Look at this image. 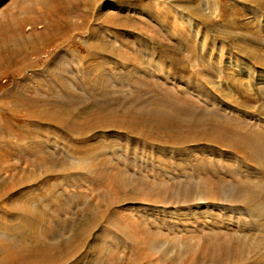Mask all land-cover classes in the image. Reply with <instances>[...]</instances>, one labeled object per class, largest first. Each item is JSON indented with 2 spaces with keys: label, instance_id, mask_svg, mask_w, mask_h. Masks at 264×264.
<instances>
[{
  "label": "rangeland",
  "instance_id": "obj_1",
  "mask_svg": "<svg viewBox=\"0 0 264 264\" xmlns=\"http://www.w3.org/2000/svg\"><path fill=\"white\" fill-rule=\"evenodd\" d=\"M74 1L77 2L75 6L81 12L83 11L82 13L88 14L89 19L83 23L78 17L71 18L72 21L79 22L81 27L72 32L70 39L64 37L51 43L45 42L38 35L45 31L46 22L40 19L26 20L22 27L24 36L19 40L12 36V51L16 52L17 56L21 54L20 63L18 62L12 71L0 72V152L2 154L5 150L10 152V156L4 163L0 161V183L8 182L12 185V181L16 179L14 183L18 181L20 185V187L16 185L12 188L14 190L9 194L8 199L0 203V208L11 200L21 204V199L29 198V205H32V199V202L37 201L31 206L33 214L24 209L19 211V214L25 212L20 215L18 212H12V225H0V230H3V232L0 231V239L4 238V242L0 241L5 243L7 231L12 230L6 239L11 236L15 239L13 241L11 238L13 242L9 243L13 248L16 247L12 251L15 253L30 250L38 243L57 247L72 243V247H75V255L68 264H116V262L117 264H147L148 262V264H185L188 258L197 254L199 248L218 241L217 244L224 247V250H229H227L228 253L224 251L226 256L219 258L222 255L223 250H221L218 261L214 262L211 256H205L200 264H234L233 253L241 245L244 248H242L244 254L240 257L239 264H264V239L262 240L264 238L262 237L264 236V227H262L264 226V168L258 169L252 165V161L247 160V157L245 159L240 155H231L209 145L192 143L183 147L178 143L169 145L171 142L164 139L160 140L162 143H147L141 138H135L132 134L112 128L104 130L95 128L96 130L92 129L94 131H88L89 135L86 132L81 137H76L75 133L70 132L69 128L63 126L57 118V116H64L72 123V120L73 122L79 120L80 113L85 116L91 108L93 109L95 100L98 102L100 99L102 102L107 95L111 96L109 97L111 100H121L124 97L122 102L131 103L130 100L135 99L136 96L143 99L145 97L144 100L151 99L156 94H160L158 92L163 88L162 91L166 94L171 92L194 102L196 104L194 112L200 111L208 116L216 113L220 115L219 117H227L236 124L259 131L252 130L256 133L252 143L257 142L264 147V0ZM32 2L33 0H0V23L2 21V23L5 21L10 23V18L14 15L27 17L28 14L26 15L22 9L32 6ZM90 2L93 3L92 9H88ZM84 29H95V33L97 32L92 43L95 50L93 53L87 49L90 41L89 33L84 32ZM86 56L88 60L83 58ZM96 64L103 69L101 81L104 79L109 85V92L105 95L97 88L98 82L95 79L97 69L93 68ZM139 86L142 88L138 89ZM25 88L32 98H28V101L23 99L21 104L19 101V108L15 110L12 107L11 113L8 104L14 97L10 96L19 90L22 92ZM153 90L154 95H151ZM164 94L161 93V95ZM32 99L39 101L34 104ZM145 103L143 101V105ZM4 105L7 108L1 109ZM165 111L167 116H172L170 110ZM51 114L55 115L53 119ZM258 138L261 143L256 140ZM83 141L92 145L89 151L88 149L84 151L89 157L87 159L83 157L84 162L82 156L78 158L80 156H77L78 152L69 145L71 142V145L76 144L73 146L76 147L77 143L79 146ZM95 151L97 155L99 152L100 156H97ZM89 153L94 158L90 157ZM201 160L204 161L199 162ZM38 164H40L39 167H37ZM90 164L92 166L97 164L94 168L101 167V169L93 170ZM231 165L234 167L231 168ZM213 167H217L215 171ZM229 167L231 171L234 170V173L228 170ZM249 167L254 171L252 177L248 173ZM198 168L200 171L197 170ZM200 168L209 170L208 174L212 172L210 178L214 174L215 177L219 174L224 183L221 194L219 193L221 197L213 202L210 200L212 195L206 197L200 195L205 188L202 178L203 173L206 172V170L202 172ZM165 170L166 173H164ZM92 171H99L98 175L94 173L97 178L101 173L100 178L97 179ZM118 171H121V175ZM245 173H248L247 176ZM241 174L245 175L246 180ZM24 180L27 184H23ZM45 181H49L50 183H47L50 185ZM43 186H50V188L45 191ZM242 186L248 188L253 186L252 190H249L255 197L245 203L239 201L236 204L234 198L238 188ZM153 187L155 190L152 189ZM225 189L231 193L228 190L225 193ZM149 193L150 196L154 193L152 196L154 199H160L163 196L164 205L143 203L144 198L138 195L145 196L144 194L149 195ZM223 193L226 194V198L223 197L225 195ZM227 193L230 194H228L229 197ZM37 194L41 195L40 198ZM26 195H32V197ZM44 196L48 203L44 202V198L42 201L41 197ZM17 198L19 199L16 200ZM109 200L112 202L109 203ZM34 206L36 209L39 208V212L42 210L41 213L44 209L48 211L44 210V214H41ZM2 212L3 210H0V217L4 216ZM43 216L52 220L51 226L46 223L48 219ZM18 222L22 224L19 225L20 228ZM2 227L7 228L5 232V228ZM51 228H54V231ZM83 228L87 229L83 230ZM33 231L34 233H30ZM51 231L55 233L52 234ZM131 234L136 236V240ZM80 235L87 240L84 241ZM27 236L31 237V240ZM206 237L209 242L205 241ZM45 238L48 239L45 240ZM166 238L167 242H164ZM7 240L10 241L9 238ZM19 240L22 242L20 243ZM133 241H135L134 244ZM185 241H190V246ZM76 243L82 245L79 246ZM136 243L138 246L135 245ZM258 255L262 257L258 258ZM1 260L0 264L6 263ZM14 263L25 264L16 260L11 264Z\"/></svg>",
  "mask_w": 264,
  "mask_h": 264
},
{
  "label": "bare ground",
  "instance_id": "obj_2",
  "mask_svg": "<svg viewBox=\"0 0 264 264\" xmlns=\"http://www.w3.org/2000/svg\"><path fill=\"white\" fill-rule=\"evenodd\" d=\"M74 1V0H73ZM73 1H70V0H54L53 2L52 1H50V0H33V4H32V6H30V7H26V8H23L22 9V11L24 12V13H26V15H27V17H21V16H19V15H14L13 17H11L10 18V23H7L5 20V23H0V53L2 54V51H4V49H6V50H8L9 49V42H10V40L12 39V36H14V37H16V39L17 40H19L21 37H23L24 36V34H23V31H22V27L24 26V23H25V21L26 20H32V21H36V20H44L45 22H46V29H45V31L44 32H41V33H39V37L42 39V40H44L45 42L47 41V42H53L54 40H58L59 38H64V37H68L67 39H70L71 38V35H72V32L73 31H76V30H78V29H80V25H79V22H74V21H72L71 20V18L72 17H78V18H80L82 21L81 22H83V23H86V21H88V19H89V17H88V14H86V13H82L81 12V10L78 8V7H76L75 5L77 4V2H73ZM89 1V0H88ZM78 3H79V1H78ZM86 3V2H85ZM91 3V2H90ZM92 4L93 3H91L90 4V7L88 8V9H92ZM35 6V7H34ZM80 6V5H79ZM36 7H38L37 8V11H36ZM111 20V19H110ZM103 23V22H102ZM107 23V22H106ZM12 24H13V26H12ZM44 27H45V24H44ZM83 27V26H82ZM13 28V29H12ZM85 31L84 32H86V33H89V35H88V37H89V44L87 45V49L88 50H90V52H94L95 50H94V47L92 46V43H93V41L95 40V37H96V33H95V31L94 30H91V29H88V30H86V29H84ZM12 31H13V34H12ZM37 32V31H36ZM83 32V33H84ZM29 35H30V33H29ZM99 35V34H98ZM98 37V36H97ZM118 37V36H117ZM33 39H34V37H33ZM103 39V38H102ZM99 40V39H98ZM27 41V40H26ZM101 41V40H100ZM19 42V41H18ZM95 43H97V41H95ZM127 44V43H126ZM57 45V44H56ZM55 45V46H56ZM95 46V45H94ZM97 47V46H96ZM103 47V46H102ZM97 50H99V48L97 49ZM9 51V50H8ZM98 52V51H97ZM103 52V51H102ZM48 53V52H47ZM46 53V54H47ZM89 53V52H88ZM91 53V54H92ZM17 55V53L16 52H14V54L13 55H11L10 53L9 54H7V55H5L6 57H4L5 59V61L6 62H8L9 61V59H10V57L12 56V59H14L15 61L17 60L19 63H20V58H21V54H19L18 56H16ZM37 55V54H36ZM16 56V57H15ZM25 57V56H24ZM94 57V56H93ZM84 59H87L88 60V57L86 56V57H83ZM3 59V57L1 58L0 57V61ZM30 60V59H29ZM83 60V59H82ZM95 60H97V59H95ZM32 61V60H31ZM120 61V60H119ZM84 62V61H83ZM98 62V61H97ZM105 62H107V60L105 61ZM0 63H2V62H0ZM89 63V62H88ZM86 64V63H85ZM56 65H57V63H56ZM62 65V64H61ZM11 66V65H10ZM64 66V65H63ZM92 68V67H91ZM93 68H96L97 70V75L95 76L96 78V82H98V89L105 95V94H107V92H109L108 91V88H109V85H107V83L108 82H106L104 79V81L102 80L101 81V79L103 78V73H102V70L103 69H101L100 68V65H98V64H96V67L94 66ZM106 68V67H105ZM89 69H90V67H89ZM110 69V68H109ZM18 70V69H17ZM86 70H88V69H86ZM111 70V69H110ZM141 70V69H140ZM35 71V70H34ZM39 71V70H38ZM44 71V70H43ZM108 71V70H107ZM46 72V71H45ZM112 72V71H111ZM132 72V71H131ZM47 73V72H46ZM62 73V72H61ZM88 72H86V74H87ZM119 73V72H118ZM130 73V72H129ZM135 73V72H134ZM138 73V72H137ZM140 73V72H139ZM37 74V73H36ZM50 74V73H49ZM85 74V73H84ZM120 74V73H119ZM24 75V74H23ZM21 76V75H20ZM40 77H42V76H40ZM126 77V76H125ZM128 77V76H127ZM137 77V76H136ZM142 77V76H141ZM107 78V77H106ZM134 78V77H133ZM132 78V79H133ZM153 78V77H152ZM37 79V78H36ZM141 80H142V78H141ZM91 81V80H90ZM92 81H94V80H92ZM91 81V82H92ZM101 81V82H100ZM130 81V80H129ZM139 81V80H138ZM131 82V81H130ZM141 82V81H140ZM153 82V81H152ZM95 83V82H94ZM135 83V82H134ZM133 83V84H134ZM150 83V82H149ZM56 84V83H55ZM138 84V83H137ZM152 84V83H151ZM147 85V84H146ZM145 85V86H146ZM45 86V85H44ZM160 86V85H159ZM161 87V86H160ZM94 88V87H93ZM139 88H142L141 86H139L138 87V89ZM144 88H147V87H144ZM154 88V87H153ZM163 90V88L162 89H160V92H158V93H160V94H156L155 96H153V98H151V99H149L148 97V100H144L145 99V97H144V99H143V97L142 98H139V97H135V99H132V100H130L131 101V103H124V102H122L121 100H123L124 99V97H123V99H121V100H113V102H112V100L109 98V97H111V96H109L108 97V95L106 96V98H105V100H101L102 102H100V99L98 100V102H97V100H95L96 102H93V105H94V108L92 109H90L88 112H87V114H85V116H82V114L80 113V118H79V120L78 121H75V122H73V120H72V123L69 121V120H66L67 118H64V116H57V118H59L60 119V121L62 122V124H63V126H65V127H68L69 128V130H70V132H74L75 133V135H76V137L78 136V137H81L82 135H83V133L85 134L86 132L88 133L87 135H89V133L90 132H88V131H94V130H92V129H95V128H102V129H100V130H104L105 128L106 129H110V128H112V129H116V130H120V131H122V132H125V133H129V134H132L135 138H141V139H143L145 142H147V143H162V141H160V140H162V139H164L165 141H168V142H171V143H169V145H171L172 143L174 144V143H178V145H182L183 147H185V146H187V145H189V144H192V143H195L196 145H198L199 143H201V144H205V145H209V146H212V147H214L216 150H223V151H226V152H228V153H231V155L232 154H236V155H240L241 157H245V159H246V157L248 158L247 160H250V161H252L251 163H252V165H255L258 169H261V170H263L262 168H264V147H262V145L260 144H258L257 142H254V143H252L253 142V140L252 139H254L255 137V135H256V133H254L252 130H254V129H248V128H246V127H244V126H241V125H239V124H236V123H234V122H232V121H230V120H228L227 119V117H225V118H222V117H219L220 115H218V114H213V115H211V116H208V115H206L205 113L203 114V112L202 113H200V111L198 112V111H196V112H198V113H200L199 115H197L196 114V112H194L195 110H193L194 109V107L196 106V104L194 103V102H192V101H189V100H187L185 97H178V96H176V95H174L173 93H171V92H169L168 94H166L165 93V91H162ZM98 91V90H97ZM99 91V92H100ZM150 91H152V89H150ZM156 91V90H155ZM70 92V91H69ZM166 94H164V93ZM143 93V92H142ZM152 93V92H151ZM161 93L162 94H164V95H161ZM144 94H145V92H144ZM151 95H154V90H153V93L151 94ZM8 96H10V95H8ZM10 97H14L13 99L11 98V101L9 102L10 104H8V106L10 105V109H11V113H12V107H14V109L16 110V109H18L19 107V101H20V104L24 101L23 99H25V101L29 98V99H31L32 98V96H31V94L29 93L28 94V90L25 88V89H23V91L22 92H20V90L19 91H17V92H15V93H13ZM113 97V96H112ZM121 97V96H120ZM141 97V96H140ZM94 98V97H93ZM114 98V97H113ZM116 99H117V97H115ZM122 98V97H121ZM126 99V98H125ZM131 99V98H130ZM141 99H143V100H141ZM28 101V100H27ZM31 101V100H30ZM38 101L39 100H37V102H36V100H34V99H32V103H34V104H36V103H38ZM129 101V102H130ZM143 101L144 102H146L144 105H143ZM196 102V101H195ZM140 103H142V104H140ZM7 104H5L6 106H7ZM3 106V107H1V109L3 108V109H5V107L6 106ZM92 105V104H91ZM23 106V105H22ZM88 106V105H87ZM159 106H161V107H159ZM191 107H193V108H191ZM197 107H199V106H197ZM7 108V107H6ZM35 108V107H34ZM86 108V107H85ZM187 108V109H186ZM191 108V109H190ZM216 109V108H215ZM165 110H170L172 113H171V115L172 116H167L166 114V112L167 111H165ZM199 110V109H198ZM201 111H203L202 109H200ZM10 111V110H9ZM33 111V110H32ZM206 110H204V112H205ZM15 112V111H14ZM33 112H35V111H33ZM161 112V113H160ZM163 112V113H162ZM164 112H165V114H164ZM64 113V112H63ZM33 114V113H32ZM210 114V113H209ZM53 117H52V119L54 118V114H51ZM169 115V114H168ZM47 116V115H46ZM71 123V124H70ZM246 125V124H245ZM20 127V126H19ZM251 128H253V127H251ZM12 130V129H11ZM10 130V131H11ZM23 130H24V128H23ZM26 130V129H25ZM96 130V129H95ZM26 131H29V130H26ZM254 131H256V132H259V131H257V130H254ZM264 131V130H263ZM253 132V133H252ZM9 133V132H8ZM20 133V132H19ZM92 133V132H91ZM10 134V133H9ZM12 134V133H11ZM10 134V135H11ZM264 134V133H263ZM20 135H21V133H20ZM261 135V134H260ZM23 136V135H22ZM264 136V135H263ZM10 137V136H9ZM86 137V136H85ZM254 137V138H253ZM257 137V136H256ZM260 137H262V136H260ZM84 138V137H83ZM79 139V138H78ZM82 139V138H81ZM262 139V138H261ZM83 140V139H82ZM113 140V139H112ZM127 140V139H126ZM257 141L259 140V138L258 139H256ZM79 142H81V141H79ZM128 142V141H127ZM130 142V141H129ZM167 142V143H168ZM259 143H261L260 141H258ZM76 143V142H75ZM102 143H104V142H102ZM101 143V144H102ZM108 143H112V142H108ZM123 143V142H122ZM140 143V142H139ZM138 143V144H139ZM165 144H166V142H164ZM256 143L258 144V145H256ZM72 143L70 142V146L74 149V151H77L78 153H77V156H79L78 158H80L81 156H82V160L84 159L85 160V158L87 159V157H88V154L86 155L85 153L86 152H84L86 149H88V151H89V148H91V144L90 143H87V142H84L83 141V143L82 144H80L79 146H78V143H77V146L76 147H73L74 145H76V144H74V145H71ZM95 144H96V142H95ZM97 144H99L98 142H97ZM113 144H115L114 142H113ZM94 145V144H93ZM100 145V144H99ZM104 145H106V144H104ZM104 145H102V146H104ZM150 145V144H149ZM19 146V145H18ZM98 146V145H97ZM101 146V145H100ZM126 146V145H125ZM144 146V145H143ZM95 147H96V145H95ZM114 147V146H113ZM127 147H129V146H127ZM126 147V148H127ZM70 148V147H69ZM68 148V149H69ZM71 148V149H72ZM92 148H94V147H92ZM98 148V147H97ZM100 148H102V147H100ZM107 148V147H106ZM135 148V147H134ZM137 148V147H136ZM163 148V147H162ZM7 149H9V148H7ZM103 149V148H102ZM101 149V150H102ZM140 149V148H139ZM165 149V148H164ZM184 149V148H183ZM98 150V149H97ZM96 150V151H97ZM127 150V149H126ZM138 150V149H137ZM194 150V149H193ZM38 151V150H37ZM39 151H40V149H39ZM90 151H91V149H90ZM93 151V150H92ZM96 151H95V154L97 155V153H96ZM103 151V150H102ZM101 151V152H102ZM133 151V150H132ZM140 151V150H139ZM141 151H142V149H141ZM161 151V150H160ZM115 152V151H114ZM117 152V151H116ZM129 152V151H128ZM182 152V151H181ZM7 153V154H6ZM10 152L9 151H6L5 150V153L4 154H2L1 152H0V161L2 162V163H4L5 162V160L10 156V154H9ZM74 154H75V152H73ZM85 155H84V154ZM93 153H94V151H93ZM92 152H91V154H93ZM125 153V152H124ZM139 153V152H138ZM142 153V152H141ZM90 153H89V156L90 157H93L94 158V156H92ZM127 154V153H126ZM135 154V153H134ZM143 154H144V152H143ZM188 154V153H187ZM200 154V153H199ZM216 154V153H215ZM214 154V155H215ZM249 154V155H248ZM76 155V154H75ZM74 155V156H75ZM94 155V154H93ZM131 155V154H130ZM206 155V154H205ZM248 155V156H247ZM76 156V157H77ZM97 156H100L99 155V152H98V155ZM104 156V155H103ZM193 156H194V154H193ZM196 156H198L197 154H196ZM201 156V155H200ZM207 156V155H206ZM209 156V155H208ZM227 156V155H226ZM229 156V155H228ZM51 157V156H50ZM83 157H85V158H83ZM96 157V156H95ZM124 157V156H123ZM138 157V156H137ZM142 157V156H141ZM155 157V156H154ZM163 157V156H162ZM205 157V156H204ZM232 157V156H231ZM39 158H41V157H39ZM52 158V157H51ZM89 158V157H88ZM108 158V157H107ZM116 158V157H115ZM159 158V157H158ZM198 158H199V156H198ZM53 159V158H52ZM97 159H99V158H97ZM101 159V158H100ZM155 159V158H154ZM160 159V158H159ZM190 159V158H189ZM211 158H209V160H210ZM84 160H83V162H84ZM102 160V159H101ZM100 160V161H101ZM156 160V159H155ZM184 160V159H183ZM206 160V159H205ZM212 160V159H211ZM226 160V159H225ZM246 160V161H247ZM88 161H89V159H88ZM134 161V160H133ZM158 161V160H157ZM186 161V160H185ZM197 161V160H196ZM202 161H204V160H201V161H199V162H202ZM244 161V160H243ZM108 162V161H107ZM114 162V161H113ZM113 162H111V163H113ZM170 162V161H169ZM198 162V163H199ZM210 162V161H209ZM208 162V163H209ZM158 163V162H157ZM188 163V162H187ZM196 163V162H195ZM207 163V162H206ZM205 163V164H206ZM211 163H213V162H211ZM211 163H210V165H211ZM221 163V162H220ZM227 163V162H226ZM239 163V162H238ZM241 163V162H240ZM224 164V163H223ZM39 165L40 164H38L37 165V167H39ZM87 165V164H86ZM91 165V164H90ZM95 165H97V164H95ZM94 164H93V166H92V169L94 168V166H95ZM100 165V164H99ZM111 165V164H110ZM181 165V164H180ZM184 165V164H183ZM185 165H187V164H185ZM191 165V164H190ZM194 165V164H193ZM201 165H202V163H201ZM218 165V164H217ZM90 166V167H91ZM107 166H108V164H107ZM158 166V165H157ZM205 166V165H204ZM209 166V165H208ZM234 166H235V163H234ZM233 165H231V168L232 167H234ZM236 166H237V163H236ZM241 166H243V165H241ZM240 166V167H241ZM165 167V166H164ZM180 167H182V166H180ZM185 167V166H184ZM199 167H200V164H199ZM238 167H239V165H238ZM238 167H237V169H238ZM41 168H42V165H41ZM99 169H101V167H98ZM97 167L96 168H94L93 170H97L98 169ZM104 168V167H103ZM108 168H109V166H108ZM186 168H188V167H186ZM190 168H191V166H190ZM193 168V167H192ZM214 168V167H213ZM217 167H215L214 168V171H215V169H216ZM226 168V167H225ZM231 168L229 167L228 168V170L230 169V171H231ZM247 168H248V166H247ZM39 169V168H38ZM45 169H46V167H45ZM84 169V168H83ZM90 169V168H89ZM120 169V168H119ZM201 169V168H200ZM227 169V168H226ZM225 169V170H226ZM233 169H235V168H233ZM240 169V171H242L241 170V168H239ZM242 169L244 170L245 168H243L242 167ZM91 170V169H90ZM90 170H89V172H90ZM106 170H108V169H106ZM118 170V169H117ZM164 170V169H163ZM192 170V169H191ZM197 170H199V168L197 169ZM202 170V172L203 171H205L206 169H201ZM212 170V169H211ZM218 170V169H217ZM216 170V172H217V174H218V171ZM221 170V169H220ZM224 170V171H225ZM246 170V169H245ZM249 170L250 171H248V173H249V175L251 176V175H253V173H254V171L253 170H251L250 169V167H249ZM255 170V169H254ZM48 171V170H47ZM46 171V172H47ZM100 171V170H99ZM99 171H97V172H95V171H92L93 173L95 172L96 173V175H98L99 174ZM102 171V170H101ZM109 171V170H108ZM194 171H196V170H194ZM200 171V170H199ZM198 171V172H199ZM209 172V170H206V172L205 173H203V182H204V185H205V188H204V191L203 192H201L200 193V195H201V197H206V196H208V195H212V199H210L212 202L213 201H215V200H217V198L218 197H221L220 196V191H221V189H222V186H224L223 184V182H222V178L219 176V174L218 175H216L217 177H215L214 175H212V178L214 177V179H212V178H210V175H211V173H209L208 174V172ZM213 171V172H214ZM230 171H228L229 172V175L233 172L234 173V170L233 171H231V173H230ZM247 171V170H246ZM245 171V172H246ZM49 172H53V171H50L49 170ZM111 172H112V170H111ZM119 172V171H118ZM121 172V171H120ZM119 172V174L121 175V173ZM183 172V171H182ZM185 172V171H184ZM222 173H223V171H221ZM237 173H238V171H236ZM95 173H94V176H95ZM98 173V174H97ZM103 173V172H102ZM106 174H107V172H105ZM109 173V172H108ZM114 173H116V172H114ZM164 173H166V170L164 171ZM226 173V172H225ZM225 173H224V175H225ZM236 173V174H237ZM248 173H245V175L246 174H248ZM260 173V172H259ZM33 174V173H32ZM44 174V173H43ZM92 174V173H91ZM117 174V173H116ZM123 174V173H122ZM169 174V173H168ZM190 174V173H189ZM199 174V173H198ZM201 174V173H200ZM228 174V173H227ZM240 174V173H239ZM244 174V173H243ZM243 174H241L242 176H243V179H245L244 177H245V175H243ZM100 175H101V173H100ZM100 175L98 176V178H100ZM108 175V174H107ZM118 175V174H117ZM117 175H113L112 174V176H117ZM182 175V174H181ZM193 175V174H192ZM202 175V174H201ZM221 175V174H220ZM257 175V174H256ZM262 175V174H261ZM260 175V176H261ZM264 175V174H263ZM30 176V175H29ZM28 176V177H29ZM34 176H36V175H34ZM110 176H111V174H110ZM237 177H238V174L236 175ZM247 176V175H246ZM32 177V176H31ZM37 177V176H36ZM93 177V176H92ZM96 177V176H95ZM102 177V176H101ZM104 177V176H103ZM102 177V178H103ZM108 177V176H107ZM120 178H121V176H119ZM118 177V178H119ZM252 177V176H251ZM34 178V177H33ZM97 178V177H96ZM97 178V179H98ZM105 178V177H104ZM113 179H114V177H112ZM117 178V177H116ZM123 178V177H122ZM177 178V177H176ZM225 178V177H224ZM263 178H264V176H263ZM15 179V178H14ZM13 179V180H14ZM25 179V178H24ZM28 179H30V178H28ZM36 179V178H35ZM38 179H40V178H38ZM38 179L36 180V181H38ZM124 179V178H123ZM262 179V178H261ZM16 180V179H15ZM15 180L14 181H12L13 182V187H12V185H11V183H8V182H3V183H0V203H2L4 200H6V199H8V196H9V194L14 190V189H12V188H14V187H16V185H19V182L18 181H16V183H14L15 182ZM21 180V179H20ZM23 180V179H22ZM21 180V181H22ZM87 180V179H86ZM96 180V179H95ZM106 180V179H105ZM246 180V179H245ZM20 181V182H21ZM25 181V180H24ZM23 181V182H24ZM197 181V180H196ZM235 181H237V180H235ZM244 181V180H243ZM249 181V180H248ZM260 181V180H259ZM32 182H33V180H32ZM31 182V183H32ZM46 182V181H45ZM47 182H49V181H47ZM46 182V183H47ZM108 182V181H107ZM111 182V181H110ZM251 182V181H250ZM262 182V181H261ZM29 183V182H28ZM34 183V182H33ZM45 183V184H46ZM50 183V182H49ZM49 183H47L48 185H50ZM114 183V182H113ZM142 183V182H141ZM187 184H189L188 182H186ZM253 183V182H252ZM263 183V182H262ZM21 185H22V182L20 183ZM23 184H27L26 183V181L23 183ZM44 184V185H45ZM100 184V183H99ZM111 184V183H110ZM131 184V183H130ZM193 184V183H192ZM195 184V183H194ZM226 184V183H225ZM248 184H250L249 182H248ZM254 184V183H253ZM102 186V185H101ZM226 186V185H225ZM246 186H248V185H246ZM246 186H242L241 188H238V192H237V195H236V197L234 198V201H235V203L236 204H238L239 203V201H242V202H247L249 199H251V198H253V197H255V195L253 194V192H251L249 189H251L253 186H250V188H248V187H246ZM255 186V185H254ZM19 187H20V185H19ZM40 187H42V186H40ZM43 187H45V186H43ZM47 187V186H46ZM46 187H45V191H48L49 189L48 188H50V186H48L47 187V189H46ZM52 187V186H51ZM120 187V186H119ZM202 187V186H201ZM231 187V186H230ZM121 188V187H120ZM119 188V189H120ZM191 188V187H190ZM195 188V187H194ZM224 188V187H223ZM257 188V187H256ZM17 189V188H16ZM44 189V188H43ZM53 189V188H52ZM56 189V188H55ZM153 190H155V188L153 187L152 188ZM258 189H260V188H258ZM121 190H124V189H121ZM156 190H158V189H156ZM180 190V189H179ZM226 190V189H225ZM224 190V191H225ZM228 190V189H227ZM225 191V193L226 192H228V191ZM234 190H235V187H234ZM252 190V189H251ZM257 190V189H256ZM106 191V190H105ZM109 191V190H108ZM146 191V190H145ZM144 191V192H145ZM193 191V190H192ZM202 191V190H201ZM39 192V191H38ZM51 192V191H50ZM67 192V191H66ZM115 192V191H114ZM113 192V193H114ZM138 192V191H137ZM140 192V191H139ZM138 192V193H139ZM143 192V193H144ZM230 192V191H229ZM260 191H258V193H259ZM27 193V192H26ZM25 193V194H26ZM33 193V192H32ZM31 193V194H32ZM68 193V192H67ZM122 193H124V192H122ZM126 193V192H125ZM136 193V192H135ZM142 193V192H141ZM152 193V192H151ZM220 193V194H219ZM225 193H223V194H225ZM231 193V192H230ZM233 193V192H232ZM262 193V192H261ZM28 194V193H27ZM39 194V193H38ZM37 194V197L39 196ZM40 194H42V193H40ZM154 194V193H153ZM153 194H151V196H150V193H149V195L147 194H144L145 196H141L142 194H140V195H138V196H140V197H143L144 199V201H142L143 203H147V204H150V205H164L163 204V202H164V199L161 197L160 199H154V197L152 198V196H153ZM179 194V193H178ZM228 194L229 193H227V196H228ZM24 195V194H23ZM136 195V196H137ZM230 195V194H229ZM262 195V194H261ZM21 196V195H20ZM26 196H29V195H26ZM31 197H32V195H30ZM29 196V197H30ZM35 196V195H34ZM41 196V195H40ZM40 196H39V198H40ZM112 196H113V194H112ZM157 196V195H156ZM225 196V198H226V194L225 195H223V197ZM17 197V196H16ZM23 197V196H22ZM36 196H35V198H37ZM118 197V196H117ZM158 197V196H157ZM189 197V196H188ZM229 197V196H228ZM39 198H38V202L40 201L39 200ZM42 198V201H43V198L45 199V196L44 197H41ZM53 198V197H52ZM51 198V199H52ZM130 198V197H129ZM200 198V197H199ZM198 198V200L199 201H201L200 199ZM19 198H17L16 200H18ZM50 199V200H51ZM141 199V198H140ZM166 199V198H165ZM186 199V198H185ZM202 199H204V198H202ZM206 199V198H205ZM28 200H29V198H23V199H21V201L20 202H22L21 204L19 203V202H17V201H15V202H12V200H11V202H9V203H6V204H4L1 208H0V210H3V214H4V216L3 217H0V225H3V224H9V225H12V212H18V214H19V211L21 210V209H24L26 212H29L30 214H33L32 213V210L33 209H31V206L33 205V203H34V205H35V202H37V201H34V202H32V200H31V204L32 205H29V203H28ZM37 200V199H36ZM47 199H45L44 200V202L46 201ZM49 200V201H50ZM53 200V199H52ZM51 200V201H52ZM63 200V199H62ZM113 200V199H112ZM192 200V199H191ZM51 201H50V203H51ZM56 202H57V200H55ZM68 201V200H67ZM117 201V200H116ZM222 201V200H221ZM41 202V201H40ZM39 202V203H40ZM53 202H54V200H53ZM109 203L110 202H112L111 200H109L108 201ZM224 202V201H223ZM43 203V202H42ZM46 203H48L47 201H46ZM46 203H45V206H46ZM115 203V202H114ZM113 203V204H114ZM179 203V202H178ZM185 203V202H184ZM224 203H227V202H224ZM231 203V202H230ZM249 203V202H248ZM20 204V205H19ZM54 204H56L55 202H54ZM180 204H181V202H180ZM179 204V205H180ZM223 204V203H222ZM232 204H233V202H232ZM44 205V204H43ZM50 205V204H49ZM48 205V206H49ZM111 205V204H110ZM168 205H169V203H168ZM172 205V204H171ZM182 205V204H181ZM251 205V204H250ZM40 206H41V204H40ZM51 206V205H50ZM109 206V205H108ZM165 206H167V205H165ZM238 206V205H237ZM35 207V206H34ZM38 207H39V205H38ZM111 208H112V206H110ZM46 208H47V206H46ZM51 208H52V206H51ZM54 208H55V206H54ZM35 209H36V207H35ZM34 209V210H35ZM256 209V208H255ZM37 211L39 210V208H37L36 209ZM44 210H47V209H44ZM44 210H43V212H44ZM51 210V209H50ZM54 210V209H53ZM42 211V210H41ZM41 211L39 212V213H41ZM48 211V210H47ZM41 213V214H44V213ZM56 211H54V213H55ZM23 213H25V212H20V214H23ZM38 213V214H39ZM53 213V212H52ZM19 214V215H20ZM35 214V213H34ZM51 214V213H50ZM107 214V213H106ZM27 215H28V213H27ZM56 215V214H55ZM26 216V215H25ZM33 216V215H32ZM31 216V217H32ZM39 216V215H38ZM37 216V217H38ZM65 216V215H64ZM8 217H10V218H8ZM23 217H24V215H23ZM36 217V218H37ZM43 217H46V216H43ZM47 217H49V215L47 216ZM46 217V218H47ZM53 217H54V215H53ZM100 217V216H99ZM102 217V216H101ZM142 217V216H141ZM146 217V216H145ZM25 218V217H24ZM27 218H29V217H27ZM41 219H42V216L40 217ZM39 218V219H40ZM55 218V217H54ZM61 218V217H60ZM254 218H256V217H254ZM5 219H7V220H5ZM44 219V218H43ZM48 219V218H47ZM50 219V218H49ZM49 219H48V222H46L47 224L49 223L50 224V226H51V224L53 223L52 222V220H51V223L49 222ZM97 219V218H96ZM106 219V218H105ZM143 220V219H142ZM33 221H35V220H33ZM39 221H42V220H39ZM47 221V220H46ZM57 221V220H56ZM98 221V220H97ZM113 221V220H112ZM257 221V220H256ZM19 222H20V220H19ZM19 222H18V226L19 225H22V224H19ZM38 222V221H37ZM156 222V221H155ZM261 222V221H260ZM16 223V222H15ZM41 223V222H40ZM43 223H44V221H43ZM93 223H94V221H93ZM38 224V223H37ZM36 224V225H37ZM95 224V223H94ZM139 225H141L140 223H138ZM167 224V223H166ZM256 224V223H255ZM15 225V224H14ZM27 225V224H26ZM32 225V224H31ZM40 225V224H39ZM44 225V224H43ZM138 225V226H139ZM17 226V225H16ZM30 226V225H29ZM28 226V227H29ZM34 226V225H33ZM33 226H32V229H33ZM49 226V225H48ZM52 226H54V224L52 225ZM58 226V225H57ZM89 226H92V225H89ZM136 226H137V224H136ZM260 226V225H259ZM1 227V226H0ZM21 226H19V228H20ZM24 227H25V225H24ZM88 227V226H87ZM132 227H133V225H132ZM142 226H140V228H141ZM261 227V226H260ZM262 227H264V226H262ZM2 228H5V227H2ZM9 228H10V226H9ZM18 228V229H19ZM36 228V227H35ZM37 228H38V225H37ZM46 228H47V226H46ZM57 228V227H56ZM61 228V227H60ZM67 228V227H66ZM94 228H95V226H94ZM135 228V227H134ZM171 228V227H170ZM6 229L7 228H5V230H4V232L6 231ZM26 229H28V228H26ZM25 229V230H26ZM47 229H50V228H47ZM52 229V231H54L53 229L54 228H51ZM85 228H83V230H84ZM87 229V228H86ZM85 229V230H86ZM92 229V228H91ZM130 229V228H129ZM128 229V230H129ZM136 229L138 230V228L136 227ZM135 229V230H136ZM142 230V232H143V228H141ZM147 229V228H146ZM156 229H157V227H156ZM160 229V228H159ZM23 230H24V228H23ZM28 230H30V227H29V229ZM56 230V229H55ZM58 230V229H57ZM88 230H90V228L88 229ZM145 230V229H144ZM0 231H2L3 232V230H0ZM38 231V230H37ZM45 231H46V229H45ZM51 231V232H52ZM79 231H81V230H79ZM218 231V230H217ZM264 231V230H263ZM10 232H12V230L10 231ZM10 232H8L7 231V233L8 234H6L5 236L7 237L8 235H9V233ZM46 232H49V230H47ZM139 232V231H138ZM147 232V231H146ZM145 232V233H146ZM213 232V231H212ZM243 232V231H242ZM30 233H34V231L33 232H30ZM50 233V232H49ZM55 233V232H54ZM53 232H52V234H54ZM58 233V232H57ZM77 233V232H76ZM76 233H74V234H76ZM81 233V232H80ZM92 233V232H91ZM131 233H133L132 231H131ZM156 233V232H155ZM154 233V234H155ZM160 233V232H159ZM216 233V232H215ZM248 233V232H247ZM5 234V233H4ZM12 234V233H11ZM14 234V233H13ZM22 234V233H21ZM20 234V235H21ZM51 234V233H50ZM50 234H48V235H50ZM59 234V233H58ZM73 234V235H74ZM82 234H84L83 232H82ZM144 234V233H143ZM212 234V233H211ZM235 234V233H234ZM241 234H243V233H241ZM3 235V234H2ZM15 235V234H14ZM38 235V237H39V234H37ZM44 235V234H43ZM85 235V234H84ZM83 235V236H84ZM88 235V234H87ZM132 235V234H131ZM135 235V234H134ZM138 236L140 235V234H137ZM142 235V234H141ZM156 235V234H155ZM199 235H201V233L199 234ZM217 235V234H216ZM260 235V234H259ZM263 235V234H262ZM262 235H260V236H262ZM22 237H23V235H21ZM20 236V237H21ZM41 236V235H40ZM46 236V235H45ZM51 236V235H50ZM52 236H54V235H52ZM77 236V235H76ZM81 237H82V235H80ZM86 236V235H85ZM133 236V235H132ZM160 236V235H159ZM207 236H208V234H207ZM213 236H215L214 234H213ZM233 236V235H232ZM6 237H5V243H2L1 241H3V239H0L1 241H0V260L1 261H5L6 263L5 264H11L14 260H16V261H20V262H22V263H25V264H68L70 261H72V259L74 258V251H75V247L73 248L72 247V243L71 244H65L64 246L63 245H61L62 247H57V246H54V245H52V246H49L48 244L46 245H44V244H36V242H35V244H36V246L35 247H33L32 249H30V250H25V251H23L22 253H15V252H12V251H14L15 250V248L16 247H12V245L11 244H9V243H11V242H13L15 239L14 238H12V236L11 237H8L9 238V240L12 238V240L13 241H8L7 239H6ZM19 237V238H20ZM28 237V236H27ZM34 237H35V235H34ZM48 237V236H47ZM58 237H60V236H58ZM72 237H74V236H72ZM72 237H70V238H72ZM134 237V236H133ZM132 237V238H133ZM136 237V236H135ZM133 238V239H135L136 240V238ZM145 237V236H144ZM155 237V236H154ZM209 237H210V235H209ZM248 237V236H247ZM262 237H264V236H262ZM29 238V237H28ZM40 238V237H39ZM43 238V237H42ZM82 238H84V237H82ZM86 238V237H85ZM84 238V241L85 240H87V238L85 239ZM126 238V237H125ZM143 238V237H142ZM141 238V239H142ZM155 238H157V237H155ZM207 238V237H206ZM216 238H217V236H216ZM236 238V237H235ZM261 238V237H260ZM30 240H31V237L29 238ZM33 239V238H32ZM37 239V238H36ZM48 239V238H47ZM46 238H45V240H47ZM57 239V238H56ZM77 239V238H76ZM154 238H152L151 240H153ZM158 239V238H157ZM161 239H163V238H161ZM160 239V240H161ZM175 239V238H174ZM204 239V238H203ZM213 238H211V240H212ZM232 239H233V237H232ZM264 238H262V240H263ZM6 240L8 241V243L6 242ZM17 240V239H16ZM28 239H26V241H27ZM29 240V241H30ZM42 240V239H41ZM50 240V239H49ZM67 240V239H66ZM82 240V239H81ZM140 240V239H139ZM159 240V241H160ZM200 240V239H199ZM206 240H208V242H209V239L207 238V239H205V241ZM222 240H224V239H222ZM222 240H221V242H222ZM20 241V240H19ZM22 241H23V238H22ZM22 241H20V243L22 242ZM40 241V240H39ZM42 241H44V239L42 240ZM61 241V240H60ZM65 241V240H64ZM159 241H155L156 243L158 242V244H162V242H160L159 243ZM173 241V240H172ZM213 241V240H212ZM4 242V241H3ZM16 242V241H15ZM17 242H18V240H17ZM24 242V241H23ZM31 242V241H30ZM76 242V241H75ZM78 242V241H77ZM81 241H79V243H80ZM129 242V241H128ZM134 242L135 241H133V244H134ZM140 242V241H139ZM153 243H154V240L152 241ZM164 242H167V238H166V240L164 239ZM174 242V241H173ZM172 242V243H173ZM186 242V241H185ZM190 241H188V242H186V243H188V246H190L189 244H191V243H189ZM197 242V241H196ZM224 242H226V240L224 241ZM252 242V241H251ZM262 242V241H261ZM54 243V242H53ZM58 242H56V244H57ZM66 243V242H65ZM84 243V242H83ZM171 243V242H170ZM178 243H180V242H178ZM200 243V242H199ZM206 243V242H205ZM217 243H218V241H217ZM217 243H208V244H205V246H202L201 248H199V250H198V252H197V254L194 256V257H191V258H188L187 259V261L185 262V264H194V263H198V264H200L201 262H202V260H204L205 259V256H211L212 257V259H213V261L215 262V261H218L217 259H218V256H219V253L221 252V250H223L222 251V255H220L219 256V258L221 257V256H226L225 254V252L224 251H227V250H224L223 248L224 247H222L221 245H219V244H217ZM231 244H232V241L230 242ZM240 243V242H239ZM249 243H250V241H249ZM257 243V242H256ZM16 244V243H15ZM23 244H25V243H23ZM22 244V245H23ZM77 244V243H76ZM84 244H86V243H84ZM149 244H150V242H149ZM148 244V245H149ZM158 244H157V246H158ZM233 244H234V242H233ZM236 244V243H235ZM243 244V243H242ZM263 244V243H262ZM77 245H79V244H77ZM82 245V244H81ZM81 245H79V246H81ZM115 245V244H114ZM135 245H137L138 246V244L136 243ZM151 245H152V243H151ZM174 245H176V244H174ZM194 245H196V244H194ZM237 245V244H236ZM240 245V244H239ZM27 246V245H26ZM25 246V248H27ZM29 246V245H28ZM73 246H74V244H73ZM76 246V245H75ZM152 246H154V245H152ZM151 246V249L153 248ZM186 246V245H185ZM228 246V245H227ZM242 246V245H241ZM240 246V247H241ZM261 246V245H260ZM20 247H22V246H20ZM77 248H78V246H76ZM83 248H84V246H82ZM135 247V246H134ZM238 248L237 250H235V252L233 253V255H234V264H237L238 263V261H239V259H240V257L242 256V254H244L243 252V250H242V248L243 247H241V248ZM247 247V246H246ZM253 246H251V248H252ZM256 247H257V245H256ZM13 248V249H12ZM24 248V247H23ZM22 248V249H23ZM97 248V247H96ZM156 248V247H155ZM154 248V249H155ZM185 248V247H184ZM188 248V247H187ZM263 248V247H262ZM18 249V248H17ZM16 249V250H17ZM109 249V248H108ZM144 249V248H143ZM190 249H191V247H190ZM190 249L188 250V251H190ZM231 249V248H230ZM244 249V248H243ZM79 250H81V249H79ZM104 250V249H103ZM112 250H113V248H112ZM251 250H253V248L251 249ZM259 250H260V248H259ZM78 251V250H77ZM76 251V252H77ZM142 251V250H141ZM229 251V250H228ZM228 251H227V253H228ZM75 252V253H76ZM256 252V251H255ZM259 252V254H260V251H258ZM263 252V251H262ZM80 253V252H79ZM106 253H107V251H106ZM186 253V252H185ZM187 254V253H186ZM102 255V254H101ZM228 255V254H227ZM247 255V254H246ZM255 255H257V253L255 254ZM263 255H264V252H263ZM192 256V255H191ZM229 256V255H228ZM250 257V256H249ZM254 257V256H253ZM262 257V256H261ZM261 257H259V255H258V258H261ZM135 258H137V257H135ZM139 258V257H138ZM141 258V257H140ZM144 258V257H143ZM229 258V257H228ZM247 258V257H246ZM250 259V258H249ZM96 260V259H95ZM117 260V259H116ZM116 260H115V262H116ZM209 260V259H208ZM225 260V259H224ZM163 261V260H162ZM246 261H247V259H246ZM245 261V262H246ZM94 262V261H93ZM229 262V261H228ZM244 262V263H245ZM2 263V262H1ZM16 263V262H15ZM14 263V264H15ZM141 263V262H140ZM149 263V262H148ZM147 263V264H148ZM219 263V262H218ZM221 263V262H220ZM98 264V263H97ZM116 264H117V262H116ZM133 264V263H132ZM224 264V263H223ZM239 264V263H238Z\"/></svg>",
  "mask_w": 264,
  "mask_h": 264
},
{
  "label": "crops",
  "instance_id": "obj_3",
  "mask_svg": "<svg viewBox=\"0 0 264 264\" xmlns=\"http://www.w3.org/2000/svg\"><path fill=\"white\" fill-rule=\"evenodd\" d=\"M9 50V51H8ZM8 50H6V49H4V51H2V54L0 53V57L2 58L3 57V59L0 61V62H2V63H0V72H9V71H12V69L15 67V66H17V64H18V61L16 60H14V59H12V56L10 57V59H9V61L8 62H6L4 59V57H6L5 55H7V54H11V55H13L14 54V52L12 51V39L10 40V42H9V49ZM17 56V55H16ZM15 56V57H16ZM11 65V66H10Z\"/></svg>",
  "mask_w": 264,
  "mask_h": 264
},
{
  "label": "built area",
  "instance_id": "obj_4",
  "mask_svg": "<svg viewBox=\"0 0 264 264\" xmlns=\"http://www.w3.org/2000/svg\"><path fill=\"white\" fill-rule=\"evenodd\" d=\"M6 80H4V82H5Z\"/></svg>",
  "mask_w": 264,
  "mask_h": 264
}]
</instances>
